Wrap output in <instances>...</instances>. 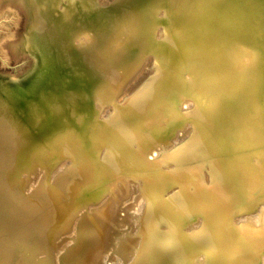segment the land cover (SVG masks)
Instances as JSON below:
<instances>
[{
	"label": "bare ground",
	"instance_id": "1",
	"mask_svg": "<svg viewBox=\"0 0 264 264\" xmlns=\"http://www.w3.org/2000/svg\"><path fill=\"white\" fill-rule=\"evenodd\" d=\"M27 1L37 66L0 83V133L93 123L19 169L23 212L43 216L12 260L264 264V0H171L155 21L121 0Z\"/></svg>",
	"mask_w": 264,
	"mask_h": 264
},
{
	"label": "rangeland",
	"instance_id": "2",
	"mask_svg": "<svg viewBox=\"0 0 264 264\" xmlns=\"http://www.w3.org/2000/svg\"><path fill=\"white\" fill-rule=\"evenodd\" d=\"M105 1L113 2L117 0ZM155 1L121 0L119 8L124 7L126 10L134 9L141 14H149L148 20L155 21L158 18L157 11L164 8L165 4L171 2V0ZM160 2H164V4ZM104 6L107 5L104 4ZM31 22L32 12L27 0H0V83H19L21 80L28 79L36 68L37 58L27 44V36L30 31ZM140 32L141 35L138 40L139 51L146 53L153 48L156 35H154V29L148 31L145 28ZM154 63L156 62L153 61V63L151 62L149 64L152 67V73L157 70L155 69ZM106 84L107 82L101 83L103 87L101 88L100 86V94L104 95L108 93V85ZM76 119L78 122H75ZM92 123L93 118L89 114H75L72 111L66 119L61 122L59 121L58 124L47 127L44 130L39 129V131H36V133L33 132V134L31 132V136L30 134L18 135V133L14 134L11 132L0 133V264H33L35 263L33 261L37 259L36 256L23 252L15 260H12L15 251L14 243L16 236H18V228L22 226L23 222H39L43 216L41 213H36L34 216L29 217L23 212L25 205L21 203L22 194H20L17 187L19 169L26 161L30 160L31 155V159L38 160L58 149L59 144H61L60 139L66 135L77 133L84 140L89 141V134L91 132L89 129ZM87 124L90 126L88 127ZM58 132L62 133H59V135ZM54 135L58 136L54 138ZM39 150L41 152H38ZM7 216L10 217L6 218Z\"/></svg>",
	"mask_w": 264,
	"mask_h": 264
}]
</instances>
